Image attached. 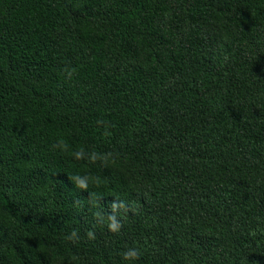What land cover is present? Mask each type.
Listing matches in <instances>:
<instances>
[{"label":"trees","instance_id":"obj_1","mask_svg":"<svg viewBox=\"0 0 264 264\" xmlns=\"http://www.w3.org/2000/svg\"><path fill=\"white\" fill-rule=\"evenodd\" d=\"M0 264H264V0H0Z\"/></svg>","mask_w":264,"mask_h":264},{"label":"clouds","instance_id":"obj_2","mask_svg":"<svg viewBox=\"0 0 264 264\" xmlns=\"http://www.w3.org/2000/svg\"><path fill=\"white\" fill-rule=\"evenodd\" d=\"M66 71V70H65ZM72 72L69 73V79H71ZM103 121H97L98 124L102 123ZM104 123V122H103ZM105 135H109L108 132H105ZM54 148L59 149L61 152H69L70 150V145L68 144V142L64 139V138H59L56 143L53 145ZM71 155L76 159V160H82L85 159V150L81 147L78 150L72 151ZM104 156V161L107 162L110 158H114L112 153H106L103 154ZM87 159L89 160L90 163H95L97 160V156L96 155H92L90 154ZM74 185L81 190H86L89 186V181L91 179H93L92 177H89L87 175L81 176V175H73L70 178ZM109 229L111 231H118L119 229V222L117 220H115V218H111V223H109ZM73 235H75V233H73ZM88 237L91 239H94V233H92L91 231L87 233ZM123 259L124 260H137L140 257V252L138 249L136 248H130L127 251H125L123 254Z\"/></svg>","mask_w":264,"mask_h":264}]
</instances>
